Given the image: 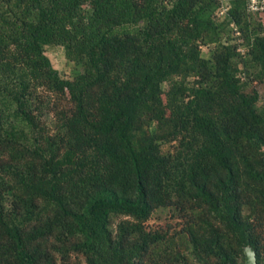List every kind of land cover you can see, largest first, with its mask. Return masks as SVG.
Segmentation results:
<instances>
[{"label": "trees", "instance_id": "trees-1", "mask_svg": "<svg viewBox=\"0 0 264 264\" xmlns=\"http://www.w3.org/2000/svg\"><path fill=\"white\" fill-rule=\"evenodd\" d=\"M228 3L0 0V264H264V11Z\"/></svg>", "mask_w": 264, "mask_h": 264}, {"label": "rangeland", "instance_id": "rangeland-1", "mask_svg": "<svg viewBox=\"0 0 264 264\" xmlns=\"http://www.w3.org/2000/svg\"><path fill=\"white\" fill-rule=\"evenodd\" d=\"M44 49V53L48 57L52 67L55 68L61 76L68 78L70 76L71 64L66 61L62 47L58 45H47ZM200 51L202 56H206L208 53V47L202 46ZM254 85L261 100V97L264 95V85ZM180 226L181 219L176 217L167 207L155 209L146 221V227L148 229H156L157 231L165 232L168 235L177 233Z\"/></svg>", "mask_w": 264, "mask_h": 264}, {"label": "built area", "instance_id": "built-area-1", "mask_svg": "<svg viewBox=\"0 0 264 264\" xmlns=\"http://www.w3.org/2000/svg\"><path fill=\"white\" fill-rule=\"evenodd\" d=\"M228 2L229 0H219V5L215 10L217 16L225 13L229 6ZM245 6L246 10L249 12L264 11V0H245Z\"/></svg>", "mask_w": 264, "mask_h": 264}, {"label": "water", "instance_id": "water-1", "mask_svg": "<svg viewBox=\"0 0 264 264\" xmlns=\"http://www.w3.org/2000/svg\"><path fill=\"white\" fill-rule=\"evenodd\" d=\"M243 264H256L253 250L249 246L243 248Z\"/></svg>", "mask_w": 264, "mask_h": 264}]
</instances>
